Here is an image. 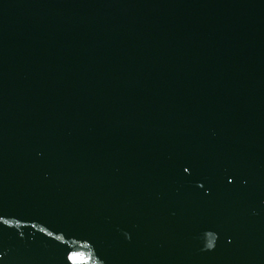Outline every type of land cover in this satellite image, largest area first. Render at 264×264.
Wrapping results in <instances>:
<instances>
[{"label": "water", "instance_id": "1", "mask_svg": "<svg viewBox=\"0 0 264 264\" xmlns=\"http://www.w3.org/2000/svg\"><path fill=\"white\" fill-rule=\"evenodd\" d=\"M0 264H264V0H0Z\"/></svg>", "mask_w": 264, "mask_h": 264}, {"label": "snow or ice", "instance_id": "2", "mask_svg": "<svg viewBox=\"0 0 264 264\" xmlns=\"http://www.w3.org/2000/svg\"><path fill=\"white\" fill-rule=\"evenodd\" d=\"M71 259V258H70Z\"/></svg>", "mask_w": 264, "mask_h": 264}]
</instances>
